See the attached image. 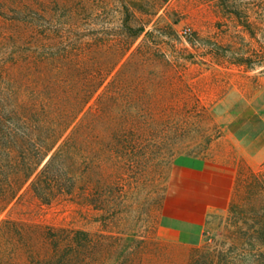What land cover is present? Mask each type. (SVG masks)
<instances>
[{"label": "trees", "instance_id": "16d2710c", "mask_svg": "<svg viewBox=\"0 0 264 264\" xmlns=\"http://www.w3.org/2000/svg\"><path fill=\"white\" fill-rule=\"evenodd\" d=\"M169 2L0 0V264L264 261V213L256 229L226 246H193L180 263L160 245L153 251L131 240L124 248L122 232L12 214L25 195L50 205L76 193L80 180L104 185L105 164L136 143L143 116L153 119L156 108L188 97L186 89L198 102L188 64L221 62L225 10L243 26L248 10L257 30L264 22V0L252 8L240 0H188L182 6L203 9L204 19L188 12L168 21L160 11L166 15ZM253 54L264 60L258 39Z\"/></svg>", "mask_w": 264, "mask_h": 264}, {"label": "rangeland", "instance_id": "374dc122", "mask_svg": "<svg viewBox=\"0 0 264 264\" xmlns=\"http://www.w3.org/2000/svg\"><path fill=\"white\" fill-rule=\"evenodd\" d=\"M186 1L170 0L166 15L165 10L160 11L163 20L169 21L188 12L204 19L203 9L184 8L182 4ZM240 1L252 8L253 0ZM247 12L249 19L245 26L237 20H229L227 10L222 13L218 49L221 62L208 57L200 65L188 64V80H196L191 89L198 102L186 89L188 97L179 98L163 109L156 108L153 119L143 116L134 135L138 137L136 143L130 142L118 157H112V161L105 164L109 181L103 185L94 177L88 185L80 180L76 193L50 205L25 195L12 214L37 217L55 225L122 232L127 238L124 248L142 242L154 251L160 245L174 262H184L193 246L177 241L159 226L167 211L163 199L171 164L178 154L212 155L214 146H222L226 135L222 104L252 102L264 90V60H258L253 54L257 39L264 45V22L257 30L252 23V11ZM183 25L184 21L177 25L178 29ZM200 26L205 29L204 25ZM95 124L100 125V120ZM263 213L264 160L242 162L229 207L206 216L197 245L216 242L229 245L245 230L256 229ZM252 248L253 252L260 251L255 243ZM254 264H264V261L255 260Z\"/></svg>", "mask_w": 264, "mask_h": 264}, {"label": "crops", "instance_id": "0c3cea01", "mask_svg": "<svg viewBox=\"0 0 264 264\" xmlns=\"http://www.w3.org/2000/svg\"><path fill=\"white\" fill-rule=\"evenodd\" d=\"M221 108L222 146L208 156L176 155L164 193L160 229L192 246L200 242L206 216L229 207L240 164L264 160V90L252 102Z\"/></svg>", "mask_w": 264, "mask_h": 264}]
</instances>
